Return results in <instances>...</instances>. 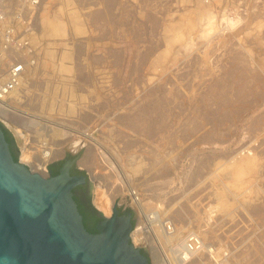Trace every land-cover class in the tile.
<instances>
[{"label":"rangeland","instance_id":"374dc122","mask_svg":"<svg viewBox=\"0 0 264 264\" xmlns=\"http://www.w3.org/2000/svg\"><path fill=\"white\" fill-rule=\"evenodd\" d=\"M35 12L25 15L33 53L11 54L33 62L31 93L6 100L12 119L28 128L0 117L22 153L30 152L24 164L33 170L43 155L40 125L66 131L69 141H82L80 170L96 202L106 193L138 215L132 243L151 264H180L181 241L158 240L167 223L180 228L182 242L200 235L199 264H264V0H42ZM187 14L198 15L196 25ZM45 19H58L65 33L56 36ZM169 23L186 27L187 34L174 31L187 35L174 46ZM160 54L167 57L154 66ZM23 113L38 122L26 124ZM56 140L48 144L61 153L46 171L79 148ZM247 158L258 159L260 175L233 191L231 166ZM223 188L233 201L225 212L218 207Z\"/></svg>","mask_w":264,"mask_h":264},{"label":"water","instance_id":"95a60500","mask_svg":"<svg viewBox=\"0 0 264 264\" xmlns=\"http://www.w3.org/2000/svg\"><path fill=\"white\" fill-rule=\"evenodd\" d=\"M11 139L18 161L1 126L0 264H151L132 243L138 215L116 201L109 217L101 215L90 185L88 197L101 220L96 233L85 228L74 189L88 177L71 174L76 162L80 169L83 147L65 153L76 159H66L58 174H42L24 164L17 139Z\"/></svg>","mask_w":264,"mask_h":264},{"label":"bare ground","instance_id":"6f19581e","mask_svg":"<svg viewBox=\"0 0 264 264\" xmlns=\"http://www.w3.org/2000/svg\"><path fill=\"white\" fill-rule=\"evenodd\" d=\"M9 2H14L13 0H9ZM14 5V4H13ZM200 5H202V4H200V2H199V6ZM203 8V7H202ZM205 9V8H204ZM197 11V10H196ZM199 12L200 11H198V13L196 12V14H198L199 15ZM210 11L209 10H205V15L207 16L208 15V20H207V17H206V24H207V28H210L211 27V25L215 28V26L212 24V22L214 21V18L212 19V15L209 13ZM198 15H196L195 17H198ZM200 15L201 16H203L204 14H202V13H200ZM187 16H188V14H187ZM188 17H190V18H188ZM188 17H186V16H184V18L183 19H180L179 21L180 22H182L184 19H186V20H188V19H191L192 18V23L191 24H193V25H196L197 24V21L196 20H194L195 19V17H192V16H188ZM200 17V16H199ZM209 17H211V18H209ZM57 18V17H56ZM59 18V17H58ZM188 18V19H187ZM194 18V19H193ZM46 20V19H45ZM56 20H58V19H55V22L51 19H49V22L47 23V25L49 26V28L51 29V32L52 33H54L55 35L56 34H58V36H61L62 34H64L65 32H63V29H62V24L59 22V21H56ZM186 20H184L183 21V23L182 24H184V22H185V24H187V22H186ZM193 20L194 21H196V24L195 23H193ZM45 21V22H46ZM53 21V22H52ZM61 21V20H60ZM62 22V21H61ZM73 22H74V20H73ZM78 21H76V23H77ZM199 22V21H198ZM171 23H173V22H171ZM176 24H177V22H175ZM229 23V22H228ZM46 24V23H45ZM77 24H79V26H80V23L78 22ZM179 24H181V23H179ZM182 24L180 25V27H176L177 29H179V28H181V26H182ZM169 25H171L170 23L168 24V26ZM173 25V24H172ZM175 25V24H174ZM47 26V27H48ZM78 25H76L75 26V28L77 27ZM178 26V25H177ZM187 26V29H186V27H185V25H183V27L186 29V31L188 32L189 30H188V28H189V26H190V23L189 24H187L186 25ZM230 26V25H229ZM171 27V28H170ZM80 28V27H79ZM166 28V31H168L169 30V32L170 31H175V26H174V30H172L173 29V27L172 26H169V28L167 29V26L165 27ZM164 28V29H165ZM191 28V27H190ZM213 28V29H214ZM48 29V28H47ZM50 29H49V31H50ZM176 29V31H178ZM185 29H181V30H179V31H182V30H185ZM192 30L193 29H195L194 28V26H193V28H191ZM190 29V30H191ZM209 30V29H208ZM210 30L212 31V28H210ZM208 31V32H211V31ZM77 31V30H76ZM80 31V30H79ZM175 31V32H176ZM178 31V32H179ZM171 33V35L173 36H171V38H170V42H171V44H173L175 41H182V39H185V38H183L184 36H187V35H184V36H182L180 33ZM183 33L185 32V31H182ZM167 35L168 34H170V33H167V32H165ZM186 33V32H185ZM184 33V34H185ZM174 34V35H173ZM176 34V35H175ZM187 34V33H186ZM57 36V35H56ZM166 36V35H165ZM168 37V36H167ZM165 38V41H166V39H169V37H170V35H169V37L168 38ZM168 41V40H167ZM166 41V42H167ZM165 42V43H166ZM167 45H168V43H166ZM171 44H169L168 45V49H170V52H171V47H172V45ZM175 44V43H174ZM174 44H173V46H174ZM50 50H47V53H46V55L47 54H50V53H48ZM52 51V53L54 52L53 50H51ZM165 51V50H164ZM163 51V52H164ZM167 50H166V54H167ZM63 53V52H62ZM61 53V54H62ZM65 53V52H64ZM63 53V54H64ZM169 53V52H168ZM63 54H62V58L61 59H64V56H63ZM66 54H68V53H66ZM165 54V53H164ZM54 54H52L51 56L52 57H55V55L53 56ZM69 55V54H68ZM162 55V56H161ZM168 55V54H167ZM167 55H166V57H167ZM50 56V57H51ZM70 56V55H69ZM160 56L161 57H159V59L157 60V61H155L154 62V66H157V65H159L160 63H161V61L163 60V58H166V57H164L165 55H163V54H160ZM49 57V58H50ZM57 57V56H56ZM55 57V58H56ZM61 57V56H60ZM48 58V57H47ZM68 59L69 57H67V56H65V59ZM53 59V58H52ZM51 59V60H52ZM60 59V60H61ZM70 59V58H69ZM32 60V59H31ZM51 60H50V63H51ZM46 62L48 61V60H45ZM64 61V60H63ZM63 61H61L62 62V65H63ZM67 61V60H66ZM45 62V63H46ZM65 62V61H64ZM49 65H47V66H49L50 67V63H49V61L47 62ZM53 63H54V61H53ZM66 63V62H65ZM65 63H64V65H65ZM46 65V64H45ZM53 66V65H52ZM51 66V67H52ZM60 66H61V64H60ZM65 67V66H64ZM67 67V66H66ZM118 67V66H117ZM60 68V69H59ZM58 69L59 70H61V67H59ZM63 68V67H62ZM68 68V67H67ZM67 68H65V69H62V70H64V72H69L70 73V71H68L69 70V68L67 69ZM31 69V68H30ZM30 69H28V70H26V72H25V75H24V77H22V79H21V82H20V85H19V87L18 88H16L14 91H12L11 92V94L9 95L10 96V99H15V100H17L16 102H19V101H21L22 99H23V97H25L26 95H30V93L28 94V92L29 91H31V89H30V83H29V81L32 79V80H34L33 78L35 77L34 76V74L35 73H32V72H34V70L33 71H31L30 72ZM71 70V69H70ZM36 72V71H35ZM71 72H72V70H71ZM60 73H61V71H60ZM65 73V74H66ZM63 74V73H62ZM69 76V75H68ZM31 80V81H32ZM66 87V86H65ZM30 89V90H29ZM25 95V96H24ZM29 97V96H28ZM26 98V97H25ZM6 99V98H5ZM5 99H3V100H0V117H6L7 116V118L9 117V119H6V120H9L10 122H12L14 125L15 124H17L18 126H20V122H19V124L15 121L16 120V118H15V120L14 119H12V112H13V110H12V108L13 107H10L5 101ZM83 100V99H82ZM21 103V102H20ZM46 104V103H45ZM48 104V103H47ZM48 106V105H47ZM16 109V108H15ZM70 110L71 109H68V111L70 112ZM73 110V109H72ZM71 110V111H72ZM17 111V110H16ZM74 111V110H73ZM18 112V111H17ZM22 112V111H21ZM16 115H14V117H15ZM22 117H23V119L25 118L27 121H26V124H27V122H28V120L29 121H34L35 123L36 122H38V120H36V117L35 116H32V114L31 115H29V114H25L24 115V113L21 115ZM21 116H19V117H21ZM18 117V116H17ZM40 117V116H39ZM36 120V121H35ZM18 121V120H17ZM9 122V123H10ZM30 122V124H34V122L33 123H31ZM148 122V121H147ZM41 123V122H40ZM135 123V122H134ZM44 124V123H43ZM16 125V127H18ZM34 125H37V126H39L38 124H34ZM134 125V124H133ZM22 126V125H21ZM20 126V127H21ZM28 126V125H27ZM26 125H24V126H22V128H24V129H27L28 127H27ZM31 126H33V125H31ZM41 126V127H40ZM39 126V134H37V132H36V135H40L41 137H42V139H40L41 141H40V144H41V146H39L37 149H40V148H44L43 149V155H41V159H40V162H38V163H35V167L33 168V170H36L37 172H45L46 170H45V168H46V165L48 164V163H50L52 160H54L56 157H58V154H60L61 152H59V150H55V148L54 147H52V146H49V141H52V139H54V137L55 136H58V137H60V139L62 140V141H57L56 143H54V145H58L60 142H61V144L63 145V143L65 144H67L68 142H71L69 145H68V147H66V149H72V148H77L78 146L80 147V144L82 143V141H75V140H73V142L72 141H69V139H67L66 138V136L69 134V133H67L66 131L65 132H61L60 130H56L55 131V129H53L52 127H50V126H46V125H40ZM133 127V126H132ZM22 130V129H21ZM18 133H19V135H22V131L20 132V130H18L17 131ZM29 133V132H28ZM41 133H44L43 135H46V137H48V133L50 134V136H51V134L53 135L51 138H46L45 136H43V135H41ZM83 135V134H82ZM38 136H37V139H38ZM84 136V135H83ZM89 136V135H88ZM22 137V140H24V136L22 135L21 136ZM33 140V139H32ZM35 140V139H34ZM59 140V139H58ZM23 142H25V141H23ZM53 142V141H52ZM51 142V143H52ZM34 148V147H33ZM36 148V147H35ZM57 148V147H56ZM25 149V148H24ZM41 149V150H42ZM28 150V149H27ZM25 151L24 153H23V156H24V160H26V161H28L29 160V154L28 153H30V152H28V151ZM64 150H65V147H64ZM74 150V149H73ZM40 151V150H39ZM34 155V154H33ZM105 156V155H104ZM31 157V156H30ZM38 157V159H39V157L40 156H37ZM36 157V158H37ZM106 157V156H105ZM104 157V158H105ZM32 158V157H31ZM34 158V157H33ZM35 158V159H36ZM257 159V158H256ZM255 158L254 159H251V158H247V159H243L242 161H240V162H238V163H236V164H234V165H232L231 166V169H232V181H231V183H230V186H231V189L233 190V191H240L241 189H242V187H244L245 186V184H250V183H252V179L253 178H256L257 176H258V174L260 175V167H259V165L260 164H258L259 162L256 160ZM34 160V159H33ZM107 160V159H106ZM30 161V160H29ZM29 161H28V163H29ZM37 161V160H36ZM109 161V160H108ZM31 162V161H30ZM35 162V161H34ZM258 162V163H257ZM261 162V161H260ZM32 164V163H31ZM111 165V164H110ZM112 167H113V165H111ZM114 169H115V167H113ZM116 171V170H115ZM117 172V171H116ZM254 181V180H253ZM229 190V189H228ZM102 192V191H101ZM257 192V191H256ZM105 193V192H104ZM131 193L133 194V196H134V194H135V192L134 191H131ZM228 192L226 191V190H224V188H223V190L221 189V193H219L220 194V198H219V200H218V207L221 209V210H224V212L225 211H227L228 209H230V202L229 201H231V200H229L228 201V199H230L229 198V195H228V199H227V194ZM100 195V194H99ZM97 197H99V196H97ZM135 199V198H134ZM231 202H233V201H231ZM97 206L100 208V210H101V212H102V214L103 215H105V217H109L110 215H111V212H112V207H113V201L109 198V196H107V194L105 193V194H101V197L99 198V200H97ZM140 203H138V205H139ZM144 204H146V208L147 207H151V202H146V203H144ZM233 204V203H232ZM152 206H154V205H152ZM233 206V205H232ZM210 218V217H209ZM148 220V219H147ZM204 220H206V219H204ZM157 224V223H156ZM155 225V224H154ZM149 226V225H148ZM156 227V226H155ZM157 228H160V227H157ZM177 228V231H179V233L176 231H174L173 233H168L167 231L165 232V231H158V236H159V238L160 239H158V240H161L162 241V243H165V244H167V243H172V242H175V241H181V243L179 244L180 245V247H178V248H181L182 247V245H183V243L184 242H182V236H181V231H180V228L179 227H176ZM163 230V229H162ZM139 232V231H138ZM138 232H135L136 234L138 233ZM147 232V231H146ZM156 232H157V230H156ZM135 233H134V235H135ZM140 233V232H139ZM142 234H144V233H142ZM156 234V233H155ZM140 235V234H139ZM146 235V234H145ZM138 236V235H137ZM157 236V237H158ZM136 237V236H135ZM136 239V238H135ZM160 241V242H161ZM144 242V241H143ZM136 244V243H135ZM157 252H158V250H157ZM154 254V253H153ZM155 254H157V253H155ZM160 256V255H159ZM160 258V257H159ZM200 258H202V257H200ZM159 260V264H161L163 261H162V259L160 258V259H158ZM181 263V262H180ZM182 264V263H181ZM190 264H199V262H198V260H193V261H191L190 262Z\"/></svg>","mask_w":264,"mask_h":264},{"label":"built area","instance_id":"2783aa9c","mask_svg":"<svg viewBox=\"0 0 264 264\" xmlns=\"http://www.w3.org/2000/svg\"><path fill=\"white\" fill-rule=\"evenodd\" d=\"M13 1L11 3L9 0H0V100L10 99L9 95L19 87L22 77L29 69V65L33 64L32 61L28 62L11 54L14 52L17 54L22 52L33 53V49H31L32 47L28 42L29 39L26 37L32 32L33 24L25 15L26 12H29L31 18L35 16V11L42 0ZM24 17L29 21L23 22V26L27 25V27L21 31V22ZM166 225L167 232L173 233L174 229L171 228V225L169 223ZM204 251L205 244L200 235L190 232L185 237L182 247L175 250V255L179 263L190 264L193 260H199Z\"/></svg>","mask_w":264,"mask_h":264},{"label":"flooded vegetation","instance_id":"af4514ba","mask_svg":"<svg viewBox=\"0 0 264 264\" xmlns=\"http://www.w3.org/2000/svg\"><path fill=\"white\" fill-rule=\"evenodd\" d=\"M2 126V125H1ZM5 129V128H4ZM6 130V129H5ZM12 140V139H11ZM10 146H11V150H12V152L14 153V155H16V150H15V147H14V144H13V141H11L10 142ZM66 159H72V160H75L76 159V157H73L72 155H67L64 159H63V161H61V162H63L64 163V161L66 160ZM60 162V163H61ZM62 163V164H63ZM59 163H56V164H54L53 166H55V167H57V165H58ZM61 164V165H62ZM52 167V166H51ZM51 167H49V170H48V172H50V173H52L53 175H55V171H54V169L53 168H51ZM61 167V166H60ZM60 169V168H59ZM59 169H58V171H59ZM71 174L72 175H81V174H83V175H86L87 176V174L85 173V171H83V170H80V169H78L77 168V162H76V164L74 165V167L72 168V170H71ZM88 177V176H87ZM88 188H89V177H88V183L86 184V185H84V186H79V187H77V188H75L74 189V199H75V201H76V203H77V205H78V208H79V210H80V207H82V209H83V211H84V213H85V215H83L82 214V216H83V220H84V218L85 217H87V219H88V221H93V219H94V217L96 216H98L97 214H95V212L93 211V206H92V204L90 203V200H89V197H88ZM98 224V223H97ZM97 226V225H96ZM96 226H95V228H94V230H89V229H87L90 233H96L97 231H96Z\"/></svg>","mask_w":264,"mask_h":264},{"label":"trees","instance_id":"16d2710c","mask_svg":"<svg viewBox=\"0 0 264 264\" xmlns=\"http://www.w3.org/2000/svg\"><path fill=\"white\" fill-rule=\"evenodd\" d=\"M0 127H1V125H0ZM4 132H5V135H6V139H7V141L10 143V142L12 141V140H11V135H10V133H9L7 130H5V129H4ZM12 154H13V156H14V159H15L16 161H18L17 155H14L13 152H12ZM62 163H63V162L59 163V164L57 165V167H55V166H52V167H51V168L54 169V171H55V175L58 174V169L60 168V166H61ZM80 213L83 214V215H85V213H84L82 207H80ZM100 220H101V219H100L98 216H97V217L95 216L94 219H93V221L90 222V221H88L87 217H85V218H84V225H85V228H86V229H89V230H94L95 226L97 225V223H98Z\"/></svg>","mask_w":264,"mask_h":264}]
</instances>
